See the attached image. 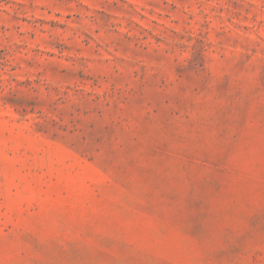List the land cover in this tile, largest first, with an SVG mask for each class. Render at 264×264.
<instances>
[{
    "label": "rangeland",
    "instance_id": "374dc122",
    "mask_svg": "<svg viewBox=\"0 0 264 264\" xmlns=\"http://www.w3.org/2000/svg\"><path fill=\"white\" fill-rule=\"evenodd\" d=\"M0 264H264V0H0Z\"/></svg>",
    "mask_w": 264,
    "mask_h": 264
}]
</instances>
